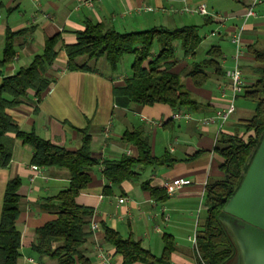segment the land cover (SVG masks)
Wrapping results in <instances>:
<instances>
[{
	"label": "crops",
	"instance_id": "crops-1",
	"mask_svg": "<svg viewBox=\"0 0 264 264\" xmlns=\"http://www.w3.org/2000/svg\"><path fill=\"white\" fill-rule=\"evenodd\" d=\"M251 1L233 0L223 23L212 20L206 23L217 28V35H211V38L217 37L219 42H208L203 51L206 52L213 46L219 48L220 74L207 70L208 80L201 88L193 87L186 77L191 63L196 61L195 56L193 59H184L181 53L177 54L173 72L182 76L186 89L198 104L196 112H189L196 120L210 116L226 105L217 88L226 82L225 70L234 65V48L229 36L236 29L242 30V54L237 63L244 85L254 79L252 69L255 65L247 49L264 45V0H258L254 9L255 16L245 20L244 15ZM183 3L192 4V1L0 0V60L5 31L17 33L13 43V59L0 67V83L4 77L12 76L21 68L27 67L35 55L41 54L45 39L55 35L60 37L57 57L45 73V78L50 81L49 88L39 101L28 91L21 105L7 111L19 130L34 132L39 138L69 151L77 150L80 145L77 131L86 130L91 140L92 157L100 164L103 160L137 158V148L122 141L124 132L136 131L148 141L153 157L161 158L166 154L176 161L171 167L137 166L135 172L138 180L125 181L118 187L104 180L101 165L90 172V182L80 192L77 203L93 210L90 223L98 225V230L91 233L83 247L85 255L93 264L95 245L101 246L109 254L111 264H121V258L114 255L103 241L102 225L118 232L122 238L130 237L139 242L155 257L161 255L162 236H170L174 248L170 263L196 264L195 251L188 238L194 231L197 233L202 228L206 216V185L223 177L219 170L222 160L214 149L221 134H234L238 131L237 124L245 119H234L235 109L218 133L215 125L200 127L195 121L172 120L173 112L164 105L135 106L125 98L113 95V88L123 85L129 72L119 69L111 73L106 63L102 69L97 68L98 62L103 59L88 63L94 69L93 72L68 71L63 45L75 42V33L84 29L86 21L100 23L121 33L160 27L174 29L189 25L199 28L185 15L169 12L171 9L181 8ZM144 8H152L156 12H139ZM219 31L223 34H219ZM207 41L209 37L205 36L198 49ZM77 62L82 63L84 59ZM108 122L111 123V130L109 137L104 140L102 131ZM156 122L162 124L156 126ZM31 157L30 147L14 139L10 164L6 169L0 170V213L6 183L18 178L21 182L18 190L20 214L16 221V228L20 233L21 256L18 264H31L29 259L37 264H55L45 258H36L30 246L35 239V230L54 219V215L41 207L45 199L66 189L67 173L42 168L41 177L31 181ZM176 179L189 180L190 184L179 188L174 195L167 196L163 193L162 184ZM144 183L155 191L152 195L149 190L140 188ZM105 188H108L107 194L104 193ZM121 198L125 201L118 204V199ZM230 264H247V259L238 250Z\"/></svg>",
	"mask_w": 264,
	"mask_h": 264
},
{
	"label": "trees",
	"instance_id": "trees-1",
	"mask_svg": "<svg viewBox=\"0 0 264 264\" xmlns=\"http://www.w3.org/2000/svg\"><path fill=\"white\" fill-rule=\"evenodd\" d=\"M210 19L205 21L209 23ZM17 33L5 31L4 48L0 67L9 64L14 56L13 43ZM59 35L45 39L41 54L35 55L31 63L14 75L4 77L0 83V170L6 169L11 161L14 139L30 147V165L43 169L63 170L67 173L66 189L45 199L41 209L54 215L35 230V239L30 246L36 258H45L55 264H93L85 255L84 245L91 232L88 229L93 210L77 203V198L90 182V172L102 166L101 176L114 187L125 181L138 180L137 166L171 167L176 161L163 155H151L148 141L139 132H124L122 141L134 145L138 157H123L119 161L103 160L101 164L92 157L90 136L86 130H78L80 145L69 151L39 138L34 132L25 133L17 127L7 111L22 104L28 91L39 101L49 88L50 81L45 73L57 57ZM202 38L199 28L193 25L180 28H151L141 32L121 33L100 23L86 21L84 29L75 33V42L63 45L68 71L93 72L89 62L105 61L110 72L118 70L122 58L132 55L129 76L123 85L113 88L115 97L125 98L138 106H167L172 112H196L197 102L186 89L182 76L173 72L177 63L176 44H179L184 59L194 58ZM252 58L253 80L244 86L240 95L253 103V113L241 120L232 135L221 134L214 152L222 160L219 170L223 177L208 183L205 187L204 206L206 216L200 231L196 233V264H230L235 251L222 224L219 213L239 188L243 176L264 137V45L248 47ZM218 47H210L204 57L192 62L186 74L193 87L201 88L208 80L207 70L220 74ZM79 59L84 62L78 63ZM21 182L18 178L6 183L0 213V264H18L20 258V233L16 221L20 214ZM140 188L149 189L146 183ZM157 192V191H156ZM108 193V188L104 189ZM164 193V192H163ZM165 195V194H164ZM103 241L114 255L121 258V264H171L173 240L163 235V249L159 257L153 256L132 238H122L118 232L102 225Z\"/></svg>",
	"mask_w": 264,
	"mask_h": 264
},
{
	"label": "built area",
	"instance_id": "built-area-1",
	"mask_svg": "<svg viewBox=\"0 0 264 264\" xmlns=\"http://www.w3.org/2000/svg\"><path fill=\"white\" fill-rule=\"evenodd\" d=\"M257 3H258V0L251 1V4L247 8L245 15H244L245 20H247L250 17L255 16L254 9ZM141 11L154 12L155 10L152 8H144V9L139 10V12ZM169 12L172 14H179V15H190V16L197 15V16L207 17L208 19L214 20L218 23H223L226 20V17L222 15L210 14L207 11V8L203 3H198L192 6H190L187 3H183V6L181 8L176 9V10L171 9ZM241 37H242L241 29H236L229 36V41L233 45V48H234V65L232 68L225 70L224 77H225L226 82L217 88L220 98L225 100L226 102L225 107L220 110L215 111L210 116L202 117L198 120H196L189 112L177 111V112L172 113L171 115L172 120L186 121V122L195 121L197 125L200 127H207L210 125H215L217 127V132L219 133L221 131L224 124L228 121L230 116L234 113L235 101L237 98L240 97V95L243 92V88L245 86L243 82L241 69L239 68V65L237 63L238 59L241 57V54H242ZM154 124L158 126V125H161L162 123L156 122ZM110 130H111V123L108 122L103 127V131H102V136L104 140H106L109 137ZM41 169L42 168L36 167L34 165L29 166V170L33 174L31 181H33V179L36 177H41L42 175ZM189 184H190L189 180L176 179V180L164 182L162 184V189L167 196H172L176 193V191L179 188L183 186H187ZM124 201H125L124 198L118 199V204H122L124 203ZM96 230H98V225L95 223H90L89 231L93 233ZM188 241L190 242L193 250L196 252V232L195 231L188 238ZM94 251H95V264H111L109 254L101 246L95 245ZM28 262L31 264H37L32 259H29Z\"/></svg>",
	"mask_w": 264,
	"mask_h": 264
},
{
	"label": "water",
	"instance_id": "water-1",
	"mask_svg": "<svg viewBox=\"0 0 264 264\" xmlns=\"http://www.w3.org/2000/svg\"><path fill=\"white\" fill-rule=\"evenodd\" d=\"M218 220L235 255L240 250L247 264H264V137L239 188L219 213ZM253 257L256 263H251Z\"/></svg>",
	"mask_w": 264,
	"mask_h": 264
},
{
	"label": "rangeland",
	"instance_id": "rangeland-1",
	"mask_svg": "<svg viewBox=\"0 0 264 264\" xmlns=\"http://www.w3.org/2000/svg\"><path fill=\"white\" fill-rule=\"evenodd\" d=\"M191 1H192V4H189L190 6L198 4V3H203L206 6L207 11L210 14L222 15L224 17L225 15H228L230 7L233 5V0H191ZM185 16L187 17V19H192V22H194V24H197L199 26V35L203 40L205 36L209 37V41H207L206 44H203L201 48L196 51L195 59L196 61H199L204 57L205 51H203V49L208 45L207 44L208 42H216V43L219 42L217 37L211 38V35L212 34L215 35L218 31H217V28L213 27L211 24L209 25L205 24V20L208 19L207 17L197 16V15H193V16L185 15ZM212 22H214V20H212ZM219 34L222 35L223 33L219 31ZM176 45H177L176 46V56H177V54L181 53V51L179 48V44H176ZM132 60H133L132 55L124 56L118 66V70L121 69V71L123 70L124 72L128 73L130 71L129 67H130ZM104 65L106 64L104 60H102L98 62L97 68L102 69ZM234 105L236 109V112L233 115L234 119L235 118L248 119L252 116L251 112H253V108H254L253 103L249 101H244L242 98L239 97L236 99ZM253 258L254 259H252L251 263H256L255 257Z\"/></svg>",
	"mask_w": 264,
	"mask_h": 264
}]
</instances>
